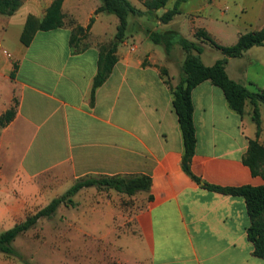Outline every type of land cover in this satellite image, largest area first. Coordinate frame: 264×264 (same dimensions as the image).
<instances>
[{
    "label": "crops",
    "instance_id": "0c3cea01",
    "mask_svg": "<svg viewBox=\"0 0 264 264\" xmlns=\"http://www.w3.org/2000/svg\"><path fill=\"white\" fill-rule=\"evenodd\" d=\"M53 1L24 0L14 15L0 19V26L2 21L7 26L0 47L11 55L0 51V116L15 108L14 119L0 129V225L14 221L1 232L23 222L45 197H59L80 179L147 176L152 181L149 191L123 194L129 199L140 195L143 203L133 216L134 231L121 241L117 264H264L253 255L248 240L244 198L204 189L184 171L171 87L183 76L186 53L174 44L167 54L147 36L148 31H176L185 37L188 22L194 38L198 29L212 35L210 28L194 24L203 8L187 11L188 20L183 19L186 1L167 24L159 18L177 0L172 7L168 2L156 12L130 16L118 61L92 101L99 48L115 41L119 20L95 14L100 0H65V25L38 31L25 46L21 34L28 16L43 19ZM130 1L145 11L141 0ZM201 2L204 8L209 5ZM92 18L87 46L76 53L69 44L71 22L87 27ZM206 45L201 58L212 66L222 58L206 63ZM229 62L230 58L227 74L244 85L235 67L237 78L231 76ZM192 101L197 139L193 174L219 187L263 186L264 179L244 163L249 142L257 139L252 105L246 102L243 116L235 113L223 91L210 81L194 88ZM258 141L262 144V131ZM63 242L58 249L59 244L47 241L43 258L40 252L32 256L14 247L32 256V264H85L84 253L64 252ZM0 264L24 263L0 253Z\"/></svg>",
    "mask_w": 264,
    "mask_h": 264
},
{
    "label": "trees",
    "instance_id": "16d2710c",
    "mask_svg": "<svg viewBox=\"0 0 264 264\" xmlns=\"http://www.w3.org/2000/svg\"><path fill=\"white\" fill-rule=\"evenodd\" d=\"M65 0H54L47 9L43 19L29 15L21 34V42L29 46L38 31H50L61 28L65 25L62 6ZM145 11L135 7L130 0H100L101 6L95 14L107 13L115 15L119 24L115 41L110 45H103L99 48L98 71L93 81L91 92L92 101L95 91L102 86L111 74L116 65L118 46L124 42L128 31V19L130 16H141L146 13H153L167 6L170 0H141ZM188 0H177L173 8L167 10L160 18V22L167 24L174 17L180 14V6ZM23 0H0V14L5 16L14 15L22 6ZM95 19H91L87 27H82L72 22V34L70 47L76 53L82 52L87 45H83L88 37ZM147 36L156 45L163 46L169 54L174 44L179 45L186 53L182 64L183 76L180 82L171 87L173 96L172 105L178 118L182 132L184 152L182 166L200 187L217 193L239 196L246 202L247 213L250 224L247 228L248 240L253 244V255L264 259V185L259 187H219L204 182L193 174L191 162L196 150V129L194 126V105L192 92L199 84L210 81L220 88L225 96L229 108L235 113L243 116L245 105L248 101L253 107V121L257 127V139L249 142V148L244 163L248 165L254 175H260L257 168L260 160L264 158V146L258 141L261 134L260 105L264 106V92L251 91L244 85L232 80L226 71V64L229 58H238L255 46L264 47V26L257 31L240 35L237 43L233 46H222L218 44L205 29H198L195 33L196 41L183 37L179 32L168 31L165 33L148 31ZM209 44L220 50L224 58L218 60L212 66H206L201 58L204 51L203 44ZM16 69V68H15ZM14 69V71H15ZM14 73V72H13ZM13 73L11 76L13 77ZM161 74L167 77V71L161 69ZM165 82L169 84V80ZM15 117V108L12 107L0 116V129L6 127ZM261 176V175H260ZM152 181L147 176H100L87 177L76 181L64 194L54 198L48 205L37 212L30 214L26 219L14 227L0 232V253L14 257L24 264H30L25 257L16 250L13 243L22 234L26 233L37 225L43 218H51L61 205L72 206L73 197L82 189L95 187L97 189L114 190L121 194L133 196L138 192H145L151 189ZM117 264V263H116Z\"/></svg>",
    "mask_w": 264,
    "mask_h": 264
},
{
    "label": "rangeland",
    "instance_id": "374dc122",
    "mask_svg": "<svg viewBox=\"0 0 264 264\" xmlns=\"http://www.w3.org/2000/svg\"><path fill=\"white\" fill-rule=\"evenodd\" d=\"M201 1L188 0L183 6L184 12L181 17L188 20L187 11L203 8L200 17L195 20L194 24L199 28L202 26L210 28L212 38L222 46H233L237 43L240 35L260 30L264 26V0H204L209 4L205 5V8ZM173 2L174 0L169 1V7H172ZM0 19L6 21L7 17L0 14ZM190 25L188 22L183 33L187 39L195 41L193 35L190 34ZM5 30H7V26L2 21L0 36ZM8 31L10 32V28ZM2 44L6 47V43ZM83 45H86V41L83 42ZM206 46V63L213 62L214 58L224 57L220 50L208 43ZM159 49L163 50L161 47ZM233 67H235V71L238 70L241 82L249 90L264 92L263 46L252 47L243 56L230 58L229 72L231 76L237 78L236 73L232 71ZM260 109L262 145L264 146V106H261ZM257 170L264 179V158L260 160ZM52 200L51 197H45L33 212L45 207ZM73 202L72 206L61 205L51 218L39 220L35 227L21 236L17 240L18 242L16 241L13 245L17 249H24L32 256L36 252H40L41 258H43L47 241L59 244L63 240L65 243L64 252L70 254L83 252L85 264H93L96 260H98V264H116L123 249L121 241L134 231L133 216L136 209L142 205L143 199L140 195L129 199L121 193L108 189L85 188L73 197ZM129 206H132L133 209L130 210ZM1 208L0 205V214ZM17 217L21 218L22 215ZM12 222L14 221L0 225V232ZM55 248L61 249L60 244ZM32 256H24L30 264H32L30 259Z\"/></svg>",
    "mask_w": 264,
    "mask_h": 264
},
{
    "label": "built area",
    "instance_id": "2783aa9c",
    "mask_svg": "<svg viewBox=\"0 0 264 264\" xmlns=\"http://www.w3.org/2000/svg\"><path fill=\"white\" fill-rule=\"evenodd\" d=\"M0 49H1V52L6 56V57H10L11 55H10V53H9V51L7 50V49H4L3 47H0Z\"/></svg>",
    "mask_w": 264,
    "mask_h": 264
}]
</instances>
